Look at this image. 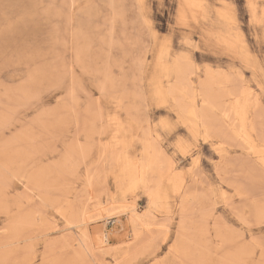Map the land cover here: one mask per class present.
<instances>
[{"label":"rangeland","instance_id":"374dc122","mask_svg":"<svg viewBox=\"0 0 264 264\" xmlns=\"http://www.w3.org/2000/svg\"><path fill=\"white\" fill-rule=\"evenodd\" d=\"M238 131L264 146V0H0V264H264Z\"/></svg>","mask_w":264,"mask_h":264},{"label":"bare ground","instance_id":"6f19581e","mask_svg":"<svg viewBox=\"0 0 264 264\" xmlns=\"http://www.w3.org/2000/svg\"><path fill=\"white\" fill-rule=\"evenodd\" d=\"M11 6V5H10ZM185 66V65H184ZM207 69V68H206ZM186 70V69H185ZM208 72H209V70H208ZM210 73V72H209ZM208 74V73H207ZM209 75V74H208ZM211 75V74H210ZM209 75V76H210ZM212 78V77H211ZM228 82V81H227ZM219 84V83H218ZM221 84V83H220ZM181 85V84H180ZM186 86V85H185ZM221 86H222V84H221ZM210 88V87H209ZM244 88V87H243ZM178 90V89H177ZM195 90V89H194ZM213 90V89H212ZM219 90H221V88L219 89ZM174 91V90H173ZM244 91V90H243ZM242 91V92H243ZM185 93H187L186 92V90L184 91ZM225 92V91H224ZM185 93H184V95H185ZM215 93V92H214ZM214 93L213 94H211V92H210V94H211V96L212 95H214ZM210 94H205L206 96H207V98H210L209 97V95ZM216 94V93H215ZM225 94H227V93H225ZM241 94V93H240ZM175 95V94H174ZM194 96L196 95V94H193ZM217 95V94H216ZM244 95V94H243ZM246 95V94H245ZM223 96H225V95H223ZM184 97H186V96H184ZM219 97V96H218ZM217 97V98H218ZM221 97V96H220ZM219 97V98H220ZM226 97V96H225ZM247 97H248V95H247ZM258 97V96H257ZM176 98V97H175ZM196 98V97H195ZM214 98V97H213ZM218 98V99H219ZM233 98V97H232ZM234 98H236V97H234ZM221 99H223V98H221ZM177 100V99H176ZM201 100H202V96H201ZM208 100H210V99H208ZM207 100V101H208ZM211 100H214V99H212V97H211ZM210 100V101H211ZM216 100V99H215ZM214 100V101H215ZM190 101V100H189ZM196 101V100H195ZM207 101H205L206 102V104H207ZM231 101V100H230ZM259 101V100H258ZM204 103V101L202 102V104ZM213 103V102H212ZM222 103V102H221ZM227 103V102H226ZM231 103H233L232 105L233 106H231L232 108V111L230 110V112L232 113V112H235L236 113V116H234L235 117V119L237 118L239 121H240V123L243 125L244 123L246 124V111L247 110H245L246 109V104H245V101H243V100H241L240 98H238V100H235L234 102L232 101ZM201 104V103H200ZM209 104V103H208ZM214 104H215V102H214ZM213 104V105H214ZM218 104H219V102H218ZM223 104V103H222ZM256 104V103H255ZM190 104H188L187 106H189ZM223 106H224V104H223ZM193 107V106H192ZM202 107V106H201ZM213 107V106H212ZM216 107H220V104H219V106H216ZM225 107H228L227 105H225ZM251 107V106H250ZM183 108V107H182ZM181 108V109H182ZM204 108V107H203ZM214 108V107H213ZM215 109V108H214ZM229 109V108H228ZM189 110H190V108H189ZM201 110V109H200ZM217 110V109H216ZM188 111V110H187ZM221 111V110H220ZM182 112H183V109H182ZM189 112V111H188ZM187 112V113H188ZM201 112V111H200ZM222 112L223 111H221V114H222ZM230 112H228L227 110H226V108L224 109V113H225V115L227 116V115H229L230 114ZM186 113V114H187ZM233 114V113H232ZM231 114V115H232ZM191 115V114H190ZM189 115V116H190ZM192 115L194 116L193 118L194 119H198V120H200V122H202L201 124H202V126H203V129H205V132H206V135H208V134H210V130H211V123H210V120H209V117H208V115L206 114V113H204V114H200L196 109H195V107H194V109L192 110ZM224 115V116H225ZM234 115V114H233ZM228 117V116H227ZM228 118H230V116L228 117ZM228 118H226V119H228ZM232 119H233V117H231ZM197 120V121H198ZM230 121V120H229ZM237 121V120H236ZM248 121H249V119H248ZM199 122V121H198ZM232 122V120L230 121V123ZM192 123H194V122H192ZM236 123V122H235ZM198 124V123H197ZM240 124V125H241ZM194 125V124H193ZM235 124L233 123V125L232 126H234ZM237 125V124H236ZM236 125H235V127H236ZM242 125H241V127H242ZM247 125V124H246ZM191 126V125H190ZM195 126V125H194ZM240 127V128H241ZM253 127V126H252ZM231 128V127H230ZM240 128H238L239 130H240ZM202 129V128H201ZM213 129V128H212ZM217 129V128H216ZM216 129L214 130L215 132H216ZM243 129V128H242ZM246 129V128H245ZM194 130V129H193ZM233 130V129H232ZM213 131V130H212ZM231 131V130H230ZM234 131V130H233ZM246 131V130H245ZM193 132H195V131H193ZM239 132V131H238ZM254 132H255V130H254ZM253 132V133H254ZM197 133V132H196ZM228 133H229V131H228ZM235 133V132H234ZM242 132H239L237 135H238V137H242V139L245 141L244 143H246V145L249 147V149H251V150H253L255 153H257V155L258 154H260V155H263L264 156V146H259L256 142H255V139L252 137V136H248V135H242V134H244V133H242ZM256 133V132H255ZM214 134V133H213ZM252 134V133H251ZM194 135V134H193ZM206 135H204L203 136V138L206 136ZM197 136H198V134H197ZM212 136V135H211ZM219 136V135H218ZM196 137V136H195ZM202 137V136H201ZM220 137V136H219ZM209 138V137H208ZM221 138V137H220ZM257 138V137H256ZM207 139V138H206ZM209 139H211V138H209ZM224 139V138H223ZM241 139V140H242ZM220 141V140H219ZM237 141V140H236ZM124 142V141H123ZM224 142H226V141H223V143ZM240 143H242L241 141H240ZM243 143V144H244ZM149 145V144H148ZM155 145V144H154ZM220 146V145H219ZM155 148V147H154ZM235 148V147H234ZM144 151V150H143ZM146 156V155H145ZM160 156H161V154H160ZM152 163H153V161H152ZM149 167H151V166H149ZM157 171V170H156ZM158 171H160V170H158ZM157 174H158V172H157ZM152 175V174H151ZM159 175H160V173H159ZM153 177V176H152ZM156 177V176H155ZM164 177V176H163ZM162 177V178H163ZM155 179V178H154ZM158 180H160V179H158ZM149 181V180H148ZM151 181H154V180H151ZM154 183H156V182H154ZM153 184V183H152ZM187 191V190H186ZM152 197V196H151ZM150 197V198H151ZM224 197V196H223ZM149 198V199H150ZM135 206V205H134ZM131 207V206H130ZM109 210V209H108ZM132 211H134V213H136L135 212V208H133L132 210H131V212ZM133 213V214H134ZM138 213V212H137ZM106 214V213H105ZM109 215H107L105 218H107ZM135 218V217H134ZM86 219V218H85ZM90 221V220H89ZM263 225V224H262ZM104 236V238H105V240L106 241H108L109 240V236H108V234L107 233H105V235H103Z\"/></svg>","mask_w":264,"mask_h":264}]
</instances>
